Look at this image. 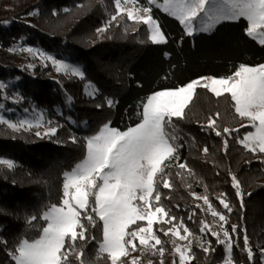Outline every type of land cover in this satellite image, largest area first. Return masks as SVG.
Instances as JSON below:
<instances>
[{
	"label": "trees",
	"instance_id": "1",
	"mask_svg": "<svg viewBox=\"0 0 264 264\" xmlns=\"http://www.w3.org/2000/svg\"><path fill=\"white\" fill-rule=\"evenodd\" d=\"M65 8L69 11L64 12ZM54 10L56 15H53ZM114 12L113 0H103V3L99 0H0V82L9 83L5 90L8 97L16 93L23 96L18 104L0 98V103L10 110L4 115L15 121L34 114L35 108L44 110L45 120L62 125L55 137L43 140L35 136L34 130L14 133L0 125V158L11 159L17 165L13 170L0 166V209L3 210L0 211V227L3 228L0 237L7 241V246L0 244V264H14L8 250L13 249L20 238L33 239L39 234L38 228H28L25 217L39 216L49 204H59L63 173L83 158L85 137L95 134L109 121L120 130L135 126L139 122V102L154 91L182 86L202 76H226L240 63L250 66L264 63V47L245 35L244 20L223 22L212 32L187 36L176 19L154 9V18L159 20L168 38L167 44L156 45L148 39L146 25H136L126 16L118 24L113 22L103 36H98L96 29ZM17 44L37 47L58 59L77 64L85 71L87 79H69L40 62H34L35 67L29 70L26 66L31 58L25 52L21 55L9 51ZM88 81L99 88L101 95L90 98L85 94L84 84ZM66 93L73 97L70 106L64 103ZM105 97L118 101L117 106L108 108L104 104ZM97 104L104 107L97 109ZM24 109L29 112L25 113ZM210 116L216 119L221 136L207 127ZM69 117L74 122H70ZM242 121L234 111L230 95L217 98L203 88H197L185 118H173L178 136L174 142L179 145V160L173 161V165L186 163L192 174L176 166L167 169L173 188L161 186V203L177 218L174 223L183 220L196 237L203 238L201 242L205 246L210 244L216 249L205 254L195 246L194 240L195 259L191 264H223L226 255L224 246L217 244L215 237L209 232H200L201 220L213 224L216 231L219 228L203 201L196 200L191 193L208 195L217 211L228 216L229 222L224 227L230 232L232 225L238 226L237 233L232 234L234 264H262L264 165L258 159L261 154L254 155L237 142L248 130L240 129ZM226 127L240 131L224 134ZM71 136H76L78 143L73 144ZM232 175L239 179L245 193L244 208L232 187ZM221 193L225 194L232 212H227L220 204ZM247 193L252 195L249 197ZM197 204L202 205L203 210L197 208ZM191 213L195 216L190 220ZM34 224L42 226L43 221ZM163 227L166 229L168 225ZM94 234L97 239L101 236L100 230H94ZM158 234L167 249L164 264H173L174 259L178 264V256H173V246L168 242L170 236ZM245 235L255 256L251 262L243 251ZM95 248L94 241L86 247L87 259H95ZM142 259L144 264L148 260L159 264L161 257L145 254ZM73 264H76L74 258ZM99 264L109 262L102 260Z\"/></svg>",
	"mask_w": 264,
	"mask_h": 264
},
{
	"label": "snow or ice",
	"instance_id": "2",
	"mask_svg": "<svg viewBox=\"0 0 264 264\" xmlns=\"http://www.w3.org/2000/svg\"><path fill=\"white\" fill-rule=\"evenodd\" d=\"M99 2L103 3V0ZM113 3L115 12L102 27L96 29L98 36H103L113 22L118 24L126 16L136 25L147 26L148 39L152 44H167V34L162 30L159 20L154 18V9H159L176 19L187 36H193L196 32H212L222 22L243 19L247 24L245 35L264 47V0H144L142 4L140 0H113ZM63 11L68 12L69 9ZM56 14L54 10L53 15ZM9 51L28 53L39 58L44 66L50 62L57 73L69 79H87L81 66L58 59L40 48L17 44ZM26 67L33 68L35 65L28 64ZM8 87L9 83L0 82V98L20 103L23 96L16 93L8 97L5 92ZM197 88L206 89L217 98L230 95L236 115L248 121L247 125L241 124L240 128L251 129L237 142L254 155L257 152L264 154V63L255 66L240 63L226 76H202L182 86L154 91L139 102V122L135 126L120 130L112 127L109 121L95 134L84 138L83 158L63 173L59 204H49L39 216L33 214L25 217L28 228H38L39 234L33 239L20 238L14 248L8 250V256L14 264H73V258L76 264H99L102 260L109 264H144L142 257L145 254L158 255L161 257L159 264H164L163 257L167 249L164 247L165 241L158 234L160 232L166 237L170 236L168 242L173 246V256H178V264H191L195 259L194 240L195 246L200 247L205 254L216 251L210 244L205 246L201 242L203 238L196 237L183 220L174 223L177 218L161 203V186L164 189L173 188L167 169L176 166L192 174L186 163L173 165V161L179 160V145L174 142L178 136L173 118H185ZM84 91L90 98L101 95L99 88L91 81L84 84ZM64 103L70 106L73 97L66 93ZM104 104L111 109L117 106L118 101L105 97ZM104 104H97L96 108L101 109ZM2 111H10L4 103H0ZM32 111L33 118L24 117L15 121L0 114V125H5L14 133L32 132L35 129V136L42 140L55 137L62 125L45 120L44 110L33 108ZM24 112L28 113L29 109H24ZM68 119L74 122L70 117ZM207 127L215 131L217 136L222 135L212 116L208 117ZM239 131L235 128L223 129V133L229 135ZM69 139L73 144L78 143L76 136ZM224 147H228L227 139L224 140ZM203 151L206 154L208 149L205 147ZM258 159L264 163V156ZM0 166L9 170L17 167L15 161L7 158H0ZM231 178L240 206L244 208L245 193L241 183L235 175ZM191 195L203 201L219 228L216 231L213 224L201 220L200 232H209L216 238L217 244L224 246L226 255L223 264H234L232 234L237 233L238 226L232 225L230 232L224 227L229 222L228 216L217 211L208 195ZM246 195L250 197L252 193ZM219 201L227 212L233 211L224 193L220 194ZM196 207L203 210L200 204ZM194 216L195 213H191L188 218L191 220ZM38 220L43 221L42 226L34 224ZM164 225L168 227L165 229ZM94 230H100L99 239ZM0 231H3L2 227ZM243 239V251L247 252L250 262L254 261L249 238L245 235ZM93 241L96 245L95 259L89 260L86 247ZM0 244L7 246V241L0 237ZM137 252L140 255H132ZM260 252L264 264V248ZM147 264H153V261L148 260ZM173 264H177L175 259Z\"/></svg>",
	"mask_w": 264,
	"mask_h": 264
},
{
	"label": "rangeland",
	"instance_id": "3",
	"mask_svg": "<svg viewBox=\"0 0 264 264\" xmlns=\"http://www.w3.org/2000/svg\"><path fill=\"white\" fill-rule=\"evenodd\" d=\"M161 2H162V0H161ZM159 10V9H158ZM159 11H161V10H159ZM162 12V11H161ZM163 13V12H162ZM165 14V13H164ZM167 15V14H166ZM241 20H243V19H241ZM226 22H233V21H226ZM235 22H237V21H235ZM223 23V22H222ZM183 27V26H182ZM199 33H209V32H196L195 34H199ZM16 52H18V54H21L22 55V52H20V51H16ZM27 55H28V57L29 58H31V61L28 63V64H34V62H40V63H42L43 64V62L39 59V58H37V57H33V56H31V55H29L28 53H26ZM23 57L25 58L26 57V55H24L23 54ZM66 62H68V63H70V64H73V63H71L70 61H66ZM27 64V65H28ZM47 65H50L51 67H52V65H51V63L49 62ZM74 65H77V64H74ZM54 69V68H53ZM29 70H32V68H29ZM55 71V70H54ZM56 72V71H55ZM57 73V72H56ZM5 112L6 111H2V112H0V114H2V115H4L5 114ZM5 116V115H4ZM21 117V116H20ZM24 117H27V118H33L34 117V114H26V115H24L22 118H24ZM5 118H6V116H5ZM19 118V117H18ZM242 124H245V125H247L248 124V121L247 120H243L242 121ZM240 129H243V128H240ZM244 129H248V128H244ZM248 130H251V129H248ZM247 130V131H248ZM34 131H35V129H34ZM243 138V136L240 138V139H242ZM240 144V143H239ZM240 146H242L241 144H240ZM243 147V146H242ZM244 148V147H243ZM258 153V152H257ZM260 154V153H259ZM261 156H264V154H261ZM263 165H264V163H263Z\"/></svg>",
	"mask_w": 264,
	"mask_h": 264
}]
</instances>
